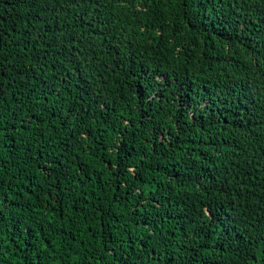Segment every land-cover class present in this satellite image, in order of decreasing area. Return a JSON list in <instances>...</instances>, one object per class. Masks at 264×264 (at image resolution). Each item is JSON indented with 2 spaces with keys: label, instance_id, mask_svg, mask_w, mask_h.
Listing matches in <instances>:
<instances>
[{
  "label": "trees",
  "instance_id": "obj_1",
  "mask_svg": "<svg viewBox=\"0 0 264 264\" xmlns=\"http://www.w3.org/2000/svg\"><path fill=\"white\" fill-rule=\"evenodd\" d=\"M91 2L0 0V264H264V3Z\"/></svg>",
  "mask_w": 264,
  "mask_h": 264
},
{
  "label": "clouds",
  "instance_id": "obj_2",
  "mask_svg": "<svg viewBox=\"0 0 264 264\" xmlns=\"http://www.w3.org/2000/svg\"><path fill=\"white\" fill-rule=\"evenodd\" d=\"M91 3H92L91 13H89L88 11L85 12L77 8L78 11L81 12L80 24L85 25V28L87 29V31L85 32L81 30L80 31L81 37L80 38L76 37V40H73V47H74L73 50L79 49L83 46L91 48V41L93 38L103 37L99 39L100 41V40H104L107 38L104 36H109L113 34L118 37L116 41H118V43H120V46H121V44L123 43V40H121L122 39L121 35L123 34V32L120 31L115 26V16L113 13V7L109 6L111 3V0H105L104 3H96V2H91ZM102 14L105 16V18L101 16ZM113 27H115L116 29L113 30ZM120 48L121 47H119L117 50V53H116L117 55H120ZM158 59L161 65H171L172 67L177 69L182 74H185L189 71V63H187L185 60L175 55L174 52H165L161 54ZM260 74L261 73L259 72L255 74L256 79L258 78ZM252 83H254L255 85L261 88V86L257 83V80ZM251 97H255V96H251L249 94L247 95V99L249 103H250ZM257 104H258V101L256 100L255 103L252 104L251 106L250 104H245V105H241V107L253 108L257 106ZM257 139H255L254 142L261 143ZM246 143H247V140L245 141L244 146ZM252 144L253 143H251L250 146Z\"/></svg>",
  "mask_w": 264,
  "mask_h": 264
},
{
  "label": "snow or ice",
  "instance_id": "obj_3",
  "mask_svg": "<svg viewBox=\"0 0 264 264\" xmlns=\"http://www.w3.org/2000/svg\"><path fill=\"white\" fill-rule=\"evenodd\" d=\"M262 3H264V0H261Z\"/></svg>",
  "mask_w": 264,
  "mask_h": 264
}]
</instances>
